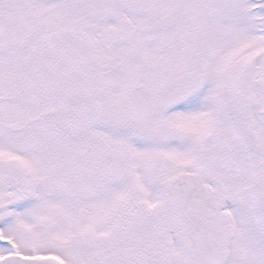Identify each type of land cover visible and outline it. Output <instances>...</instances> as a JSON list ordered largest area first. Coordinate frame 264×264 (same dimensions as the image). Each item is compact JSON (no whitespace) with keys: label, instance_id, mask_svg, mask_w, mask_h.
<instances>
[{"label":"snow or ice","instance_id":"6c2138e0","mask_svg":"<svg viewBox=\"0 0 264 264\" xmlns=\"http://www.w3.org/2000/svg\"><path fill=\"white\" fill-rule=\"evenodd\" d=\"M0 264H264V0H0Z\"/></svg>","mask_w":264,"mask_h":264}]
</instances>
